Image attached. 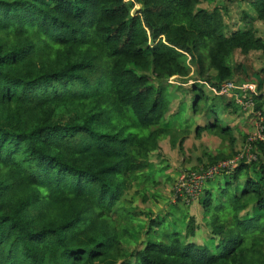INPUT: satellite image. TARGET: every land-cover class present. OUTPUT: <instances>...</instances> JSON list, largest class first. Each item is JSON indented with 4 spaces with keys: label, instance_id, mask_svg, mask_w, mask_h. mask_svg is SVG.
Masks as SVG:
<instances>
[{
    "label": "trees",
    "instance_id": "trees-1",
    "mask_svg": "<svg viewBox=\"0 0 264 264\" xmlns=\"http://www.w3.org/2000/svg\"><path fill=\"white\" fill-rule=\"evenodd\" d=\"M220 1L0 0V264H264L262 144L214 200L209 180L195 202L173 201L197 202L212 247L187 241L194 217L141 249L123 242L133 217L118 204L171 136L167 80L189 78L186 55L194 78L219 84L243 71L234 54L258 53L264 89V40L225 22L236 2L264 21V0ZM215 134L230 153L205 155L203 169L237 153L228 127ZM164 220L150 218L145 234Z\"/></svg>",
    "mask_w": 264,
    "mask_h": 264
},
{
    "label": "rangeland",
    "instance_id": "rangeland-1",
    "mask_svg": "<svg viewBox=\"0 0 264 264\" xmlns=\"http://www.w3.org/2000/svg\"><path fill=\"white\" fill-rule=\"evenodd\" d=\"M215 3L217 5L224 4L220 0H215ZM214 4L204 2L202 5L205 8H210ZM226 6L229 10L228 14L225 15V22L230 32L244 27H253L257 31V35L264 40V21L252 20L255 18V14L247 3L239 4V2H236ZM244 13L248 15L247 24L241 21ZM186 59H188V56H186ZM186 63L191 66V68L189 67L190 71L195 70L188 60H186ZM232 64L244 65H242L243 71L240 69L239 72H235L232 76L233 79H249L248 81L253 82H257L256 72L263 67V61L258 53L250 54L247 58L236 53ZM183 82L186 81L173 78L171 86L167 88V93L171 94V97L173 95L170 89L175 90L176 94L165 118L171 130V136H166L163 139L164 142H160L159 150L150 156L152 167L141 174L140 179L131 186V190L125 193L124 198L118 204L119 207L128 209L133 217L129 224L132 228L130 231L132 237H128L129 240H127L128 238L123 240L124 246L129 251L141 249L147 241L163 240L164 234L173 232L175 228L185 232V225L190 217H194V225L197 230L195 236L188 238L187 241L212 247L217 238L211 239L209 227H206L204 223L208 221V218L205 217L201 221L199 213L201 208H198L197 202L193 207H188L183 202L174 204L172 200L173 184L177 180L180 171L200 167L199 160L206 163L205 155H212L214 151L224 153V155L230 152L226 138L223 140L215 133L218 134L221 129L228 127L232 137L239 135V133L245 135L252 131L258 120L251 109L242 110L240 106L235 104L233 98L215 97L204 85L198 84L197 89L193 90L194 84ZM201 94L197 107L194 109L193 101L196 96ZM229 113L233 115V119L228 117ZM214 122L216 124L213 128L201 129L203 134H195L194 131L199 125V127H204L205 125L214 124ZM210 131H213V133L210 134ZM171 138L176 142V148L172 147ZM177 144L182 147L181 151ZM246 173L244 171L240 176L239 188L242 187L245 181ZM227 182H230V177L223 175L207 182L212 186L213 200ZM229 184L233 186L231 183ZM164 216L163 224L146 235L148 220L150 218L159 220Z\"/></svg>",
    "mask_w": 264,
    "mask_h": 264
},
{
    "label": "built area",
    "instance_id": "built-area-1",
    "mask_svg": "<svg viewBox=\"0 0 264 264\" xmlns=\"http://www.w3.org/2000/svg\"><path fill=\"white\" fill-rule=\"evenodd\" d=\"M188 56V55H186ZM188 56V62H189ZM191 68V66H189ZM193 71L190 72V77L185 84H199L204 85L211 95L222 98H233L236 105L240 106L242 110L251 109V111L258 117L254 128L251 132L246 134L245 140L237 153L227 159L203 169L198 167L194 171L191 169L180 171L177 180L172 187V200L177 197L181 198L184 203L191 204L195 202L202 192L204 184L215 179L217 176L231 175L233 171L240 165H250L256 163L259 159L258 154L254 152L255 145L262 144L264 146V117L260 110H256V102H264V91L258 90L257 83L253 81H237L230 79L219 84L209 83L204 80L194 79ZM177 78L173 76L167 80L171 84V80ZM255 98H259L255 101ZM264 106V104H263ZM264 108V107H263Z\"/></svg>",
    "mask_w": 264,
    "mask_h": 264
},
{
    "label": "crops",
    "instance_id": "crops-1",
    "mask_svg": "<svg viewBox=\"0 0 264 264\" xmlns=\"http://www.w3.org/2000/svg\"><path fill=\"white\" fill-rule=\"evenodd\" d=\"M191 72V71H190ZM189 75H190V73H189ZM189 79H191L192 80V78L189 76V78L187 79V80H189ZM187 80H185V81H187ZM237 81H241L242 80V78L241 79H236ZM246 80V79H245ZM244 80V81H245ZM247 80H249V79H247ZM257 83V82H256ZM263 91H264V89H263ZM216 97V96H215ZM219 98H221V97H219ZM228 117H230L231 119H233V115L232 114H228ZM200 124V123H199ZM205 125V124H204ZM200 126V125H199ZM195 132V134L196 135H199L198 134V131H197V129L194 131ZM201 134H203V132L201 131L200 132ZM210 134H212L213 133V131L212 132H209ZM238 136H239V138H238ZM245 136H246V134L244 135V134H241V133H239V135H236V136H233V138L235 139V151H237L239 148H240V146H241V144L243 143V141L245 140ZM164 139V138H163ZM163 139H161L160 140V142H164V140ZM160 142H159V145H160ZM171 142V141H170ZM178 145V144H177ZM237 147V148H236ZM176 148V147H175ZM206 150V149H205ZM217 152V151H216ZM215 151H214V153H212V155L213 154H220L219 152H217L216 153ZM230 152H228L227 154H229ZM192 207L194 206V204H192L191 205Z\"/></svg>",
    "mask_w": 264,
    "mask_h": 264
},
{
    "label": "clouds",
    "instance_id": "clouds-1",
    "mask_svg": "<svg viewBox=\"0 0 264 264\" xmlns=\"http://www.w3.org/2000/svg\"><path fill=\"white\" fill-rule=\"evenodd\" d=\"M192 77L194 78V75ZM194 79H196V78H194Z\"/></svg>",
    "mask_w": 264,
    "mask_h": 264
}]
</instances>
